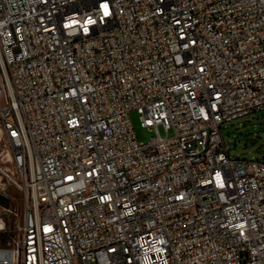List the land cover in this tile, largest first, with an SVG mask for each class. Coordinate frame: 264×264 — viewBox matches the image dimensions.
Here are the masks:
<instances>
[{"label":"built area","instance_id":"obj_1","mask_svg":"<svg viewBox=\"0 0 264 264\" xmlns=\"http://www.w3.org/2000/svg\"><path fill=\"white\" fill-rule=\"evenodd\" d=\"M262 109L264 0H0V264H264Z\"/></svg>","mask_w":264,"mask_h":264},{"label":"rangeland","instance_id":"obj_2","mask_svg":"<svg viewBox=\"0 0 264 264\" xmlns=\"http://www.w3.org/2000/svg\"><path fill=\"white\" fill-rule=\"evenodd\" d=\"M132 121L140 141L147 142L155 134L149 127L142 125L140 114L137 110L131 112ZM162 135H166L163 126L159 127ZM222 135L232 158H258L264 159V109L224 122L221 126ZM173 134V131H171ZM9 148L6 139L0 130V159L2 163L13 169V163L5 161ZM7 193L8 207L17 213V216L5 212L0 208L1 214L11 218L12 228L15 221L22 223L24 213V193L11 184L4 185L0 182V194ZM3 196V195H2ZM17 233V232H16ZM13 233V234H16Z\"/></svg>","mask_w":264,"mask_h":264},{"label":"crops","instance_id":"obj_3","mask_svg":"<svg viewBox=\"0 0 264 264\" xmlns=\"http://www.w3.org/2000/svg\"><path fill=\"white\" fill-rule=\"evenodd\" d=\"M8 207L7 200L0 194V208Z\"/></svg>","mask_w":264,"mask_h":264}]
</instances>
